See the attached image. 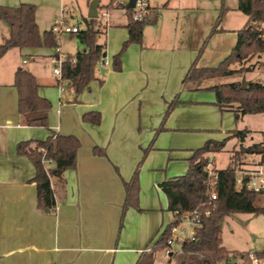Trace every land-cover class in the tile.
<instances>
[{
	"label": "crops",
	"instance_id": "0c3cea01",
	"mask_svg": "<svg viewBox=\"0 0 264 264\" xmlns=\"http://www.w3.org/2000/svg\"><path fill=\"white\" fill-rule=\"evenodd\" d=\"M93 1L96 10H90ZM113 1L106 8L111 0H91L81 24L65 19L79 29L84 27V19H94L102 29L98 43L105 45L102 59H107L106 64L97 63L95 80L78 96L68 85H58L53 73L55 55L64 53L61 37L56 47H11L0 57V264H137L140 254L149 252L164 223L173 220L159 185L187 171L193 154L191 142L199 136L198 130L209 127L208 120L216 117L218 108V77L204 76L197 70L188 72L192 64L196 69L216 67L230 54L234 46L229 54L224 46L212 59L207 57L211 43L231 31L220 26L228 9L224 0L218 8L214 6L213 13L207 11L203 0H162L158 5L149 0L141 40L126 48L121 70L116 71L112 55L120 50L128 33L126 9ZM21 3L33 4L12 0L0 2V6ZM222 6L226 9L219 23L222 30L208 38L199 54ZM119 9L124 17L119 18ZM89 13H96V17H89ZM238 30H233L235 43ZM8 35V26L0 20V45ZM237 60L232 58L230 69ZM17 69L31 72L38 83V95L51 103L48 110L33 114L45 116L47 126L24 123L14 86ZM90 111L99 112V124L82 119ZM231 131L227 141L235 139L233 150L240 142ZM52 133L74 135L80 147L75 166L59 178H51L55 207L49 210L38 206L32 181L34 166L26 156L17 154L16 145L45 140ZM206 137H198V143ZM245 144L246 138L242 145L248 146ZM213 154L208 156L214 168L224 169L215 166ZM139 163L138 207H128L122 214L125 183Z\"/></svg>",
	"mask_w": 264,
	"mask_h": 264
},
{
	"label": "trees",
	"instance_id": "16d2710c",
	"mask_svg": "<svg viewBox=\"0 0 264 264\" xmlns=\"http://www.w3.org/2000/svg\"><path fill=\"white\" fill-rule=\"evenodd\" d=\"M112 1L106 6L110 8ZM239 10L246 16L245 24L236 34L237 39L230 54L216 67L196 69L195 65L189 69L188 75L197 70L208 77H229L238 71L229 68L232 58L241 56L243 52L264 53V0H237ZM226 9L222 6L206 40L202 44L199 54L203 51L208 38L215 32L221 31L220 20ZM36 6L21 3L17 7L0 6V20L9 29L7 41L0 45V57L11 47L35 48L56 47L57 38L51 31L40 33L35 20ZM128 38L123 42L121 49L112 57L114 70H121V56L132 43L141 40L146 20H133L131 9H126ZM102 34L99 24L94 19L85 20L84 27L77 33V39L83 48L74 55L66 54L61 65V77L58 85L65 81L68 87L78 96L95 80V68L102 59L104 44L98 43ZM57 57V54L55 55ZM14 86L18 92V111L24 116L26 125L47 126L45 116H36L51 107V103L38 95V83L34 75L24 69H17L14 74ZM216 105L221 111L231 110L235 120L246 114L264 113V82H249L245 88L236 81L221 83L215 89ZM175 101L167 108L164 119L170 113ZM233 104L236 107L233 108ZM82 119L90 124H99L100 114L90 111L83 114ZM162 129V125L156 132ZM248 133L247 129H235L231 136L240 142L239 149L231 155V165L216 170L217 183L214 186L216 199L211 200L210 189L206 180L205 166L209 160L208 154L223 150L227 139L208 140L204 145L193 151L189 159V166L184 175L176 176L162 182L159 187L168 199V210L173 213V220L166 225L155 242L151 245L147 258L140 254L137 264H154V253L164 250L170 238V229L176 226L183 213L196 210L200 223L195 227L192 238L184 239L180 244V251L174 252L169 259L171 264H217L229 260L235 253H229L221 240V219L232 213H264V208L255 205V198L263 192L247 189L243 184L236 185L237 164L245 155H257L264 161V132L262 141L243 146L242 142ZM80 147L79 139L74 135L52 133L45 140L20 141L16 145L18 155L26 156L34 166L35 174L32 181L36 184L38 206L52 210L55 207V198L51 186V178H59L62 173L71 169L76 163V152ZM148 149H146V154ZM94 152L100 153L98 148ZM50 161L51 164H46ZM139 165L131 179L125 183V199L122 214L126 208L138 207L139 195ZM244 182L247 180L244 177Z\"/></svg>",
	"mask_w": 264,
	"mask_h": 264
},
{
	"label": "rangeland",
	"instance_id": "374dc122",
	"mask_svg": "<svg viewBox=\"0 0 264 264\" xmlns=\"http://www.w3.org/2000/svg\"><path fill=\"white\" fill-rule=\"evenodd\" d=\"M8 1L12 0H0V2L3 3ZM150 1L151 5H158L162 2V0ZM165 1L166 0H163V3ZM203 1L207 11H211V13L214 12V6H216V8L220 6V0ZM27 2L33 3L36 6L37 23L39 25V31L42 33L43 30L51 28L55 19L60 17L67 19L71 24H81L82 17L87 15L91 0H27ZM224 7L228 10L224 14L220 26L227 27L231 31L224 36H220V38H218L219 40H215L211 43V46L207 50V57L210 59L218 52L217 49L224 46L228 49L226 54H229L230 49L235 44L236 36L233 30L240 29L246 21L245 15L238 8L237 0H224ZM117 14L119 18L125 16L122 9L117 10ZM60 37L64 53L74 55L78 50L83 48L82 43L76 38L75 34H60L56 37L57 42L60 40ZM54 54H56V52ZM115 54H113L112 57ZM106 60V58L103 59L105 62L104 65L106 64ZM231 69L238 72L233 76L218 77V85L233 81L242 84L243 79L250 82H263L264 53L243 52V56L236 62H233ZM63 84L67 87L65 81ZM232 107L235 108L236 104H233ZM209 119V127L198 130L197 133L199 136L191 142V144H193V147H191L193 151L202 147L208 140L220 139L221 141L227 139V132L235 129L246 128L248 130L245 145L261 142L263 138L264 113L247 114L243 119L240 116V119L237 121L235 120L233 112L229 110L221 112L217 108L216 117L213 118L211 116ZM205 136L207 137L198 143V137L202 139L201 137ZM235 142V139L227 141L222 151L216 154L214 153L213 156H211L214 158L216 167L225 168L231 162L232 152L239 149V144L236 143L235 148L232 150V146ZM185 148H189V146ZM258 161L259 158L243 156L238 161V169L241 171L255 170ZM185 173L186 171L181 175ZM257 181L260 182V179ZM255 203L264 208V196L257 195ZM170 216H172V214H169V217ZM168 220L164 223L162 231L166 225L170 223V220ZM182 228L186 230L185 233L180 232ZM220 229L222 246H224L229 253L237 254L247 251L264 252V213H232L226 215L220 221ZM192 231L193 227L182 220L178 225L176 234L177 240L176 238L174 239L172 248L178 251L180 249V242L183 241L187 235L189 237ZM148 254L149 252L144 253V259L145 257L147 258ZM169 259L170 256L166 257L164 250L154 253V264H171L169 263ZM217 264H221V262Z\"/></svg>",
	"mask_w": 264,
	"mask_h": 264
},
{
	"label": "built area",
	"instance_id": "2783aa9c",
	"mask_svg": "<svg viewBox=\"0 0 264 264\" xmlns=\"http://www.w3.org/2000/svg\"><path fill=\"white\" fill-rule=\"evenodd\" d=\"M129 0H114L113 4L115 6L123 7L127 9V4ZM131 9V17L133 20H143L146 19L147 13L150 10V3L149 0H134V5ZM102 17L106 16L105 12L101 13ZM56 37L59 36L60 34L67 33V34H75L77 33L80 29L78 26L74 25H69L64 18H56L54 21V24L52 25L50 29ZM66 54L62 52H57V57H54V68H53V73L54 75L58 78V80L61 77V65L63 61L66 59ZM105 62L103 59L99 60V64L103 65ZM46 164H51L50 161H46ZM205 173H206V180L208 187L210 189V201L216 199V193L214 191V186L217 183L218 179V174L216 169L214 168L213 160L209 158L206 166H205ZM244 177L247 178V180L244 182ZM260 179V182L257 180ZM236 185L238 187H241L243 184L247 189L253 190L255 192H264V161L259 159L256 165L255 170H249V171H241L238 169V164H237V170H236ZM185 221L189 226L193 227V231L190 234V236L185 238H192L193 232L195 227L199 226L200 219H199V214L196 210L190 211L183 213L181 216V219L179 223L176 226L171 227L170 229V238L167 240V245L164 248V253L166 257L171 256L174 252H179L175 251L172 248V245L174 243V239L176 238L177 240V231H178V225L181 223V221ZM185 229L182 228L180 230L181 233H185ZM182 242V241H181ZM180 242V244H181ZM150 251V250H149ZM221 264H264V252H252V251H247V252H242V253H237L234 256H231L229 260H226L222 262Z\"/></svg>",
	"mask_w": 264,
	"mask_h": 264
},
{
	"label": "water",
	"instance_id": "95a60500",
	"mask_svg": "<svg viewBox=\"0 0 264 264\" xmlns=\"http://www.w3.org/2000/svg\"><path fill=\"white\" fill-rule=\"evenodd\" d=\"M95 1H93L91 4H90V10H96V7H95ZM133 5H134V0H129V2H128V4H127V7L128 8H132L133 7ZM89 17H91V18H94V17H96V13H89V15H88ZM249 82L248 81H246L245 79H243V81H242V84H241V87L242 88H245L246 86H247V84H248Z\"/></svg>",
	"mask_w": 264,
	"mask_h": 264
}]
</instances>
